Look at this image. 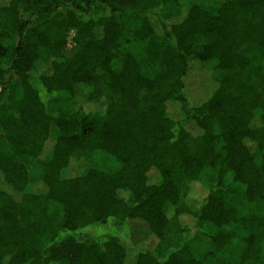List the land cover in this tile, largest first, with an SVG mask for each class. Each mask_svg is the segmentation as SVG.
I'll return each mask as SVG.
<instances>
[{"label": "trees", "instance_id": "1", "mask_svg": "<svg viewBox=\"0 0 264 264\" xmlns=\"http://www.w3.org/2000/svg\"><path fill=\"white\" fill-rule=\"evenodd\" d=\"M0 264H264V0H0Z\"/></svg>", "mask_w": 264, "mask_h": 264}, {"label": "rangeland", "instance_id": "2", "mask_svg": "<svg viewBox=\"0 0 264 264\" xmlns=\"http://www.w3.org/2000/svg\"><path fill=\"white\" fill-rule=\"evenodd\" d=\"M68 48H70L71 49V45L68 47ZM71 51V50H70ZM71 53V52H70ZM98 165L101 167V165L98 163ZM107 167H108V169L111 171V172H114L116 169H117V166H116V164L115 163H112V162H110V163H107V164H105ZM102 168V167H101Z\"/></svg>", "mask_w": 264, "mask_h": 264}]
</instances>
